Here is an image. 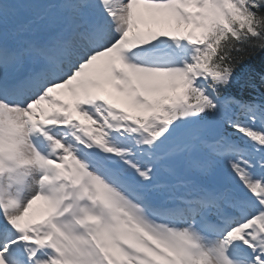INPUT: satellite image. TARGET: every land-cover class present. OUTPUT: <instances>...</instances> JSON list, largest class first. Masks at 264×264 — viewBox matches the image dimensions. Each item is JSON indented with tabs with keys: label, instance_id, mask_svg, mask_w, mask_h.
<instances>
[{
	"label": "snow or ice",
	"instance_id": "6c2138e0",
	"mask_svg": "<svg viewBox=\"0 0 264 264\" xmlns=\"http://www.w3.org/2000/svg\"><path fill=\"white\" fill-rule=\"evenodd\" d=\"M0 264H264V0H0Z\"/></svg>",
	"mask_w": 264,
	"mask_h": 264
},
{
	"label": "trees",
	"instance_id": "16d2710c",
	"mask_svg": "<svg viewBox=\"0 0 264 264\" xmlns=\"http://www.w3.org/2000/svg\"><path fill=\"white\" fill-rule=\"evenodd\" d=\"M241 77H242V78L244 77V73H241Z\"/></svg>",
	"mask_w": 264,
	"mask_h": 264
}]
</instances>
